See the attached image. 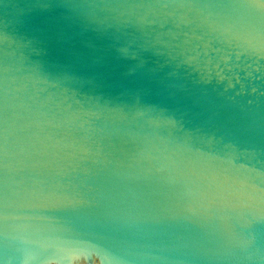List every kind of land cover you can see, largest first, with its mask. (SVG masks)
I'll list each match as a JSON object with an SVG mask.
<instances>
[{
    "label": "clouds",
    "instance_id": "9594fccd",
    "mask_svg": "<svg viewBox=\"0 0 264 264\" xmlns=\"http://www.w3.org/2000/svg\"><path fill=\"white\" fill-rule=\"evenodd\" d=\"M0 264H264V0H0Z\"/></svg>",
    "mask_w": 264,
    "mask_h": 264
}]
</instances>
